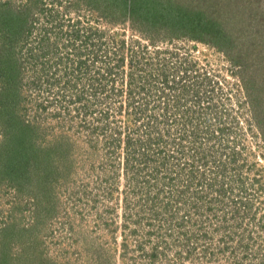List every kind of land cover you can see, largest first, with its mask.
<instances>
[{"label":"rangeland","instance_id":"374dc122","mask_svg":"<svg viewBox=\"0 0 264 264\" xmlns=\"http://www.w3.org/2000/svg\"><path fill=\"white\" fill-rule=\"evenodd\" d=\"M147 1L0 0V264H264V0Z\"/></svg>","mask_w":264,"mask_h":264},{"label":"trees","instance_id":"16d2710c","mask_svg":"<svg viewBox=\"0 0 264 264\" xmlns=\"http://www.w3.org/2000/svg\"><path fill=\"white\" fill-rule=\"evenodd\" d=\"M118 1H119L118 7L121 10H123L124 13L126 14V17H128V19H130L134 23L141 24V25L145 24L146 26L150 25L151 23V20L149 18L150 16H148L147 14L154 15V12H155L154 16H156L158 19H161L159 13H157L159 10L155 6H152L154 7V9H148L149 4L152 3L150 1H147V2H144L146 0H118ZM209 1L210 0H204L205 3H208ZM135 3H136L135 10H130V6L133 7ZM231 29L232 28L230 27V25L228 26V28H225V29L223 27L216 28L215 23L212 22L211 27L209 26V28L206 27L205 29H203L204 35L201 38L205 39V37L209 35L208 38L210 40L214 39V41L216 42L224 41L223 43H225V39H231V35H230ZM197 30H199V28L192 29L193 32H196ZM231 41L234 42V40H231Z\"/></svg>","mask_w":264,"mask_h":264}]
</instances>
